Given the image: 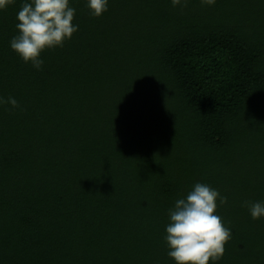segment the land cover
<instances>
[{"label":"trees","instance_id":"1","mask_svg":"<svg viewBox=\"0 0 264 264\" xmlns=\"http://www.w3.org/2000/svg\"><path fill=\"white\" fill-rule=\"evenodd\" d=\"M71 6L39 70L9 46L21 0L0 11V264H175L168 209L196 182L227 198L215 264H264V0Z\"/></svg>","mask_w":264,"mask_h":264},{"label":"clouds","instance_id":"2","mask_svg":"<svg viewBox=\"0 0 264 264\" xmlns=\"http://www.w3.org/2000/svg\"><path fill=\"white\" fill-rule=\"evenodd\" d=\"M12 0H0V11ZM211 3V0H205ZM109 0H86L90 14L103 15ZM173 5L177 0H172ZM76 9L71 0H21L16 12V34L10 39V48L37 70L43 64L41 53L45 49L63 46L78 31L74 23ZM4 98L0 97V103ZM7 102L16 107L18 102L9 96ZM226 197L207 183L196 182L186 194L179 195L168 209L164 241L167 255L175 264H215L224 254L232 230L225 226L216 212L217 201ZM253 219L264 216V202H246Z\"/></svg>","mask_w":264,"mask_h":264}]
</instances>
